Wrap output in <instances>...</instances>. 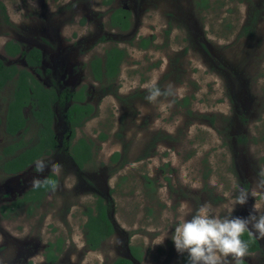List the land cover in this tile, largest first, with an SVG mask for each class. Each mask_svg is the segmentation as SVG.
Listing matches in <instances>:
<instances>
[{"label":"rangeland","instance_id":"obj_1","mask_svg":"<svg viewBox=\"0 0 264 264\" xmlns=\"http://www.w3.org/2000/svg\"><path fill=\"white\" fill-rule=\"evenodd\" d=\"M1 1L0 57L23 68L25 57L8 55L4 44L37 46L44 59L36 75L46 85L88 86L95 109L76 137L95 144L93 161L81 169L67 144L65 107L56 105L57 149L20 173L0 169V207L48 172L59 177L32 214L22 208L3 216L0 209V264H113L120 256L184 264L186 253L170 239L183 205L217 208L243 192L247 202L233 215L247 216L254 204L264 213V0H208L207 8L197 0ZM118 7L131 11L127 31L109 25ZM142 37L153 40L148 48L138 46ZM113 46L126 50L120 74L99 82L90 60ZM12 90L10 83L0 92V149L13 141L5 130ZM25 114L29 139L37 127L30 108ZM98 196L115 230L89 249L85 211ZM58 237L63 249L52 263L45 247ZM259 239L262 248L241 259L264 264ZM134 245L142 259L132 255Z\"/></svg>","mask_w":264,"mask_h":264},{"label":"trees","instance_id":"obj_2","mask_svg":"<svg viewBox=\"0 0 264 264\" xmlns=\"http://www.w3.org/2000/svg\"><path fill=\"white\" fill-rule=\"evenodd\" d=\"M110 0H105L108 3ZM208 0H197V5L203 8L208 7ZM0 6L3 11L6 10L4 2L0 0ZM131 13L124 8H117L111 15L110 24L113 27H117L120 30L127 31L130 29L132 23L130 20ZM257 23V18H253L250 25ZM250 27H245V31H248ZM152 39L142 37L138 46L141 48H148L152 43ZM9 55H17L21 53L30 65H37L41 62V51L32 49L31 51H24L21 49V45L17 41L10 40L5 46ZM126 50L113 46L109 48L105 53V58L95 57L91 61L92 72L95 80L99 82H115L118 78L122 63L125 60ZM9 82L14 83L15 91L12 99L9 102L6 112V129L14 136L19 131H27L28 120L24 116L23 108L28 105L29 102H33V114L36 117L39 126L37 132V141L30 147L19 152L15 157L9 158L1 163V168L7 172H18L34 163L37 159L44 154H48L56 144L54 137V131L52 129L53 110L52 104L61 99L63 104L66 101H72V104L67 110V119L71 124L72 137L76 134V128L82 127L85 122L91 118V114L95 109L94 105L89 102H85L88 95H86V86H83L76 92L62 93L60 96L56 94L53 89L44 87L37 81L31 72L26 68H18L15 64L7 65L0 58V91L7 86ZM105 84V83H104ZM111 85H107L109 89ZM108 91V90H107ZM109 92V91H108ZM116 92V91H115ZM84 102V104H82ZM106 135H101V138L105 139ZM23 137H20L13 145L4 149V153L12 152L15 149H19L25 144L23 143ZM94 141L90 138H80L73 146V157L80 167L84 166L93 156ZM119 156V152L115 153L114 158ZM58 184V178L55 174H50L48 177L37 186L27 190L23 197L18 199L15 204H21L24 201L35 203L37 206L42 202L49 190L54 189ZM31 208L36 206L32 204ZM6 208V207H5ZM8 210L11 207H7ZM88 216L87 222L84 224L87 244L91 249H98L103 240L108 238L114 233L115 227L108 214V206L105 203L104 198L97 197L95 205L88 207L85 212ZM241 239L248 243V252L257 250L259 248L258 240L249 231H245ZM54 245L61 247V239L58 242L51 243V248ZM132 255L137 259H142L143 253L139 246H131ZM58 258L54 251L48 253V259L50 261H56ZM114 264H134L133 260L127 257H118ZM240 264H246L244 261H240Z\"/></svg>","mask_w":264,"mask_h":264},{"label":"clouds","instance_id":"obj_3","mask_svg":"<svg viewBox=\"0 0 264 264\" xmlns=\"http://www.w3.org/2000/svg\"><path fill=\"white\" fill-rule=\"evenodd\" d=\"M157 95L158 89L148 98ZM248 195L242 192L217 208L208 201L195 209L187 204L181 207L170 239L177 252L187 254V264H228L229 258L240 264L248 253V243L241 239L242 234L254 229L258 238H264V213L255 204L247 216L233 215L237 205L247 202ZM189 215L190 219L186 218Z\"/></svg>","mask_w":264,"mask_h":264},{"label":"flooded vegetation","instance_id":"obj_4","mask_svg":"<svg viewBox=\"0 0 264 264\" xmlns=\"http://www.w3.org/2000/svg\"><path fill=\"white\" fill-rule=\"evenodd\" d=\"M111 2H109V3H106V4H110ZM118 8H123V7H118ZM117 9V8H116ZM124 9H127V8H124ZM114 10L115 9H113L112 10V12L110 13V15H109V25L111 26V24H110V21H111V15H112V13L114 12ZM127 10H129V9H127ZM130 11V10H129ZM130 13H131V11H130ZM130 20H131V23H132V14H131V16H130ZM112 28H117V27H113V26H111ZM131 28V27H130ZM117 29H119V28H117ZM120 30V29H119ZM120 31H123V30H120ZM10 40H8L5 44H4V49H5V51H6V53H7V50H6V48H5V46H6V44L9 42ZM20 43V42H19ZM20 45H21V49L22 50H24V51H31L32 49H37V50H40L41 51V62L39 63V64H37V65H30V64H28V62L26 61V59H25V62H26V67H23V68H26V69H28L30 72H31V74L34 76V78H36L37 79V81L39 82V83H41L44 87H46V88H49V89H53L55 92H56V94L58 95V96H60L62 93H67V92H76L77 90H79L80 88H82L84 85H82V86H80V87H78V88H76V89H64V90H58L57 88H56V86L55 85H50V86H48V85H46L37 75H36V73H42V66H43V59H44V54H43V50L41 49V48H39V47H37V46H32V47H30V48H27V49H25L24 47H23V44H21L20 43ZM8 54V53H7ZM9 55V54H8ZM17 55H21V53H19V54H17ZM17 55H15V56H17ZM10 56H13V55H10ZM23 56V55H22ZM1 58V57H0ZM3 61H4V59L3 58H1ZM91 61L92 60H90V63H89V66H90V68H91V71H92V66H91ZM5 62V61H4ZM6 63V62H5ZM7 65H11V64H8V63H6ZM17 66V65H16ZM18 67V66H17ZM18 68H20V67H18ZM92 74H93V72H92ZM94 77V76H93ZM10 83H12V85H13V90H12V94H11V97H10V99L8 100V104H7V109H8V105H9V102H10V100L12 99V96H13V93H14V91H15V88H14V83L13 82H9L8 84H10ZM7 84V85H8ZM6 87V86H5ZM4 87V88H5ZM88 86H86V94H87V92L89 93V91H90V89H89V87L87 88ZM3 88V89H4ZM2 89V90H3ZM1 90V91H2ZM0 91V92H1ZM85 102H89V103H91L92 104V102L90 101V99H89V95L87 96V98H86V101ZM72 104V101H66V102H64L63 104L61 103V99H58V100H56L53 104H52V110H53V113H54V116H53V121H52V129H53V131H54V137H55V140H56V144H55V147L48 153V154H44L42 157H40L39 159H41V158H43V157H45V156H48V155H51L56 149H57V147H58V144H59V142H58V139H57V136H56V132H55V129H54V121H55V115H56V112H55V106L56 105H61V106H64L65 107V115H66V120H67V122H68V124H69V129H70V136H69V139L67 140V144H68V146H69V148H70V154H71V156H72V158H73V160L75 161V163L77 164V162H76V160L74 159V157H73V150H72V146L80 139V138H83V137H79V138H77L76 137V134H77V131H78V129H81V128H83L84 127V125L86 124V122L88 121V120H90V119H88L86 122H85V124L82 126V127H78V128H76V134H75V136L74 137H72V129H71V124H70V122L68 121V119H67V110H68V108H69V106ZM82 104H84V102H82ZM93 105V104H92ZM26 108H30V110H31V113H32V115H33V118H34V121H35V125H36V133H35V136H33V137H30L29 139H26V133H27V131H28V128H27V131L26 132H24V131H19L18 133H17V135L16 136H14L12 133H10V132H8L7 131V129H6V116H5V130H6V132L11 136V137H13V141H11V142H9L8 144H6V145H4L1 149H0V169L2 170V171H4L6 174H17V173H20V172H22V171H24V170H26V169H28L29 167H32L39 159H37L34 163H32V164H30L29 166H27L26 168H24L23 170H21V171H18V172H7V171H5L3 168H1V163H3L5 160H7V159H9V158H13V157H15L19 152H21V151H23V150H25L26 148H28V147H30L33 143H35L36 141H37V138H38V136H37V132L39 131V126H40V124L38 123V121H37V119H36V117L34 116V114H33V102L31 101V102H29L28 103V105H26L24 108H23V112H24V116L27 118V120H28V117L26 116V114H25V109ZM7 111V110H6ZM1 122H2V117L0 116V125H1ZM28 126H29V120H28ZM20 137H23V143L25 144L24 146H22L21 148H17V149H15L14 151H12V152H8V153H4V149L5 148H7V147H9V146H11V145H13L15 142H17L18 140H19V138ZM86 138V137H85ZM93 158H94V152H93V156H92V158L91 159H89L87 162H85L84 163V166L83 167H80L78 164H77V166L78 167H80L81 169L82 168H84L87 164H89L90 162H92L93 161ZM50 174H55L56 176H57V178H58V184H57V186L54 188V189H51V190H49L48 191V193L46 194V196L44 197V199L42 200V202L41 203H39V205L37 206L35 203H32V202H29V201H24V202H22L21 204H15V202H17L18 201V199H20V198H22L23 197V195H24V193L27 191V190H29V189H31V188H33V187H35V186H37L38 184H40V183H42L47 177H48V175H50ZM58 185H59V177H58V175H57V173L56 172H54V171H50V172H48L46 175H45V177L44 178H42L41 180H39L38 182H36L35 184H33V185H31L30 187H28L23 193H21L19 196H16L14 199H12L8 204H2L1 205V207H0V209L3 211V216H6L5 214L7 213L6 212V210H8L7 209V207H11V209L9 210V211H12V212H18V210H20V209H22V208H26V211H27V213L28 214H32L33 212H34V210H36L38 207H40V205L43 203V201L45 200V198L53 191V190H55L57 187H58ZM98 197H100V196H98ZM97 199V198H96ZM31 203L32 204H34L36 207L34 208L33 207V209L31 208L32 206H30L31 205ZM95 203H96V200L94 201V203H93V206L95 205ZM92 206V207H93ZM6 207V208H5ZM88 210V209H87ZM86 210V211H87ZM85 211V212H86ZM85 215L87 216V214L85 213ZM87 220H88V216H87V219H86V221H85V223L87 222ZM84 223V224H85ZM83 227H84V225H83ZM84 229H85V227H84ZM251 233L254 235V237L258 240V243H259V248L257 249V250H254V251H251V252H248V253H254V252H257V251H259L261 248H262V246H261V242H260V239L251 231ZM59 239H61V247H60V249H58L57 248V246L58 245H54L52 248H51V243H57L58 242V240ZM87 239V238H86ZM104 241V240H103ZM102 241V242H103ZM86 242H87V240H86ZM62 244H63V238L62 237H58L55 241H49L48 243H47V245H46V247H45V258H46V260L47 261H49V262H52V263H54V262H56L58 259H59V254L62 252V249H63V247H62ZM88 245V244H87ZM89 247V246H88ZM89 249H91L90 247H89ZM50 251H54V253H55V255H57L58 256V258H57V260L56 261H50L49 259H48V253L50 252ZM120 257H122V256H120ZM142 257H143V255H142ZM118 258V257H117ZM116 258V259H117ZM127 258H129V257H127ZM183 258L185 259V263L184 264H187V254H184L183 255ZM115 259V260H116ZM131 259V258H130ZM114 260V261H115ZM133 260V259H132ZM113 261V262H114ZM241 261H244L246 264H251V262L248 260V259H241ZM134 262V261H133ZM114 264V263H113ZM135 264V263H134ZM231 264H234V262L233 263H231Z\"/></svg>","mask_w":264,"mask_h":264}]
</instances>
